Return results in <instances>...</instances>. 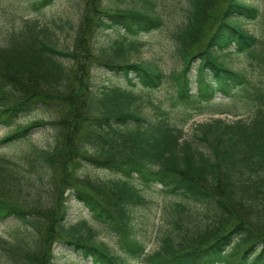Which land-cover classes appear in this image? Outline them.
Here are the masks:
<instances>
[{"label": "trees", "instance_id": "obj_1", "mask_svg": "<svg viewBox=\"0 0 264 264\" xmlns=\"http://www.w3.org/2000/svg\"><path fill=\"white\" fill-rule=\"evenodd\" d=\"M24 1L40 11L57 0ZM189 1L179 50L183 69L171 77L173 100L182 110L170 117L161 108L153 122L125 106L129 94L121 87L94 91L93 71L104 70L123 86L159 89L167 77L158 67L119 62L96 45L105 31L138 37L158 30L163 21L157 15L114 10L105 0H80L83 14L72 49L49 46L31 21L0 46V126L15 127L0 145L31 139L33 130L49 125L55 132L52 147L34 146L23 157L30 167L26 172L0 157V220L25 225L13 242L0 238L10 262L57 264L55 247L60 246L92 264H264V88L256 89L246 73L229 68L218 55L251 53L260 39L242 22L258 20L261 12L252 0ZM195 60L197 95L189 75ZM238 89L254 100L255 116L250 124L216 120L201 126L197 141L210 149L206 155L184 138L183 128L196 115L225 114L205 105L211 107L219 94L230 98ZM36 111L53 120L17 124ZM86 166L120 178L82 177ZM11 185L50 195L31 203L6 192ZM153 191L173 200L166 219L173 228L148 253L135 213L154 205L148 198ZM71 200L117 238L127 259L96 243L91 231L69 225Z\"/></svg>", "mask_w": 264, "mask_h": 264}, {"label": "rangeland", "instance_id": "obj_2", "mask_svg": "<svg viewBox=\"0 0 264 264\" xmlns=\"http://www.w3.org/2000/svg\"><path fill=\"white\" fill-rule=\"evenodd\" d=\"M251 3L260 9L261 16L256 21L242 22V26L256 35L260 39V43L251 53L239 54L233 50H228L218 53V55L229 68L246 73L256 89H263L264 0H252ZM105 5L114 10L144 11L157 15L162 19L163 25L160 29L138 37H126L124 33L118 30L105 31L98 36L96 45L99 48L106 49L113 56L112 58L119 62L141 63L158 67L167 79L159 89L147 90L141 88V86L138 88L123 86L119 80L113 78L104 70L95 69L93 71L94 91H105L115 86L121 87L129 94L125 106L152 122L157 120L161 108L164 113H167V116L178 115L182 109L181 105L173 100L176 98V86L171 77L183 69L179 50L181 48V35L185 31L192 9L190 1L105 0ZM82 14L83 5L80 0H57L51 6L40 11H35L32 4L24 0H0V46L5 45L15 32H18L26 22L31 21L42 29V37L49 46L60 51L70 50L73 47ZM60 60L65 62L64 59L60 58ZM198 63L199 61L195 60L189 72V75L193 78L192 93L195 95L199 93V84H197ZM253 102L254 100H252L250 94L243 89L234 91L230 98L221 94L217 95L214 104L211 107H209L211 104L205 105V107L210 108V110H223L222 112L225 114L196 115L184 126V138L189 140L196 149L209 155L210 149L207 145L197 141V136L201 135L198 132L199 128L216 120H223L227 124L243 120L245 123L250 124L256 111L252 106ZM34 120L52 121L53 119L51 114L36 111L28 117L20 119L17 124L25 126ZM52 127L49 125L42 130H33L31 139L10 146L0 145V157L8 159L11 163L10 167H13V163H15L21 168V172H26L30 167L23 157L32 147L49 148L55 144V132ZM14 128L0 126V141L10 134ZM79 174L82 177L89 176L104 182L120 178V176L109 171L91 166L84 167ZM28 176L37 183L35 175L28 174ZM133 182L140 189H145L138 181ZM5 191L11 192L12 195H21L23 199L31 203H39L50 195V192H47L40 197L35 195L32 189L14 188L12 185L7 187ZM148 198L153 200L154 205L148 208H137L135 223L137 231H140L141 236L145 238L146 252L151 253L158 248L161 235L166 231H172L173 227L167 223L166 219L173 200L165 198L154 191L149 193ZM68 206L70 210L67 222L70 226L78 227L85 234L91 231L94 234L93 240L96 243L105 244L112 254L127 259L117 238L106 231L103 226L96 223L91 213L83 205L71 200L68 202ZM24 228L25 225L15 219L0 220V238L13 242V238L16 237L19 231L20 233L23 232ZM55 257L57 264H92L91 261L84 260L71 251L61 250L60 246L55 247ZM0 264H14L7 259L2 249H0Z\"/></svg>", "mask_w": 264, "mask_h": 264}]
</instances>
